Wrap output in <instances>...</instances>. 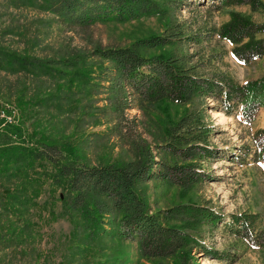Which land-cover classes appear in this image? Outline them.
<instances>
[{
	"label": "rangeland",
	"instance_id": "374dc122",
	"mask_svg": "<svg viewBox=\"0 0 264 264\" xmlns=\"http://www.w3.org/2000/svg\"><path fill=\"white\" fill-rule=\"evenodd\" d=\"M154 1L165 7L160 15L69 27L34 4L14 7V0H0L1 49L52 61L53 66L47 74L0 70V148L31 149L40 141L51 142L62 153L97 165L133 158L126 141L130 130L150 146L159 144L160 130L173 122L183 107L160 105L142 110L130 105L118 126L124 137L119 135L112 129L118 122L110 106L112 94L103 86L106 81L97 77L110 65L93 51L130 47L140 39L167 35L164 30L169 25L178 24L184 36L193 39L140 53L191 55L186 66L207 79L224 77L241 84L264 75V57L239 65L231 57V46L212 32L231 12L255 23L264 22V15L247 7L215 11V0ZM125 90L129 92L128 87ZM206 104V120L212 127L208 145L215 151L210 158L194 162L205 174L203 178L186 191L161 181L139 184L137 189L152 212L190 203L222 216L215 229L201 225L198 232L204 246L228 253L231 262L197 253L191 255L193 264H264V246L250 248L223 227L231 214H257L264 228V167L252 161L256 151L253 139L264 130V109L245 124L237 114L224 115L226 120H222L217 104L210 100ZM42 164L19 163L14 176L0 179L8 189L4 191L0 185V264H158L139 258L132 244L86 239L74 214L62 210V193L46 177L50 167Z\"/></svg>",
	"mask_w": 264,
	"mask_h": 264
},
{
	"label": "trees",
	"instance_id": "16d2710c",
	"mask_svg": "<svg viewBox=\"0 0 264 264\" xmlns=\"http://www.w3.org/2000/svg\"><path fill=\"white\" fill-rule=\"evenodd\" d=\"M215 1L217 4L212 6L215 11L247 7L252 13L264 15L262 0ZM29 3L69 27L125 23L147 15H160L165 9L154 0H14V7ZM164 31L168 34L140 39L130 47L93 51L94 56L110 65L97 77L106 81L103 86L112 94L110 106L118 120L112 129L119 135L124 137L118 126L130 105L142 110L160 105L183 107L180 115L160 130L161 137L156 139L159 144L150 146L130 130L132 134L126 141L133 158L97 165H88L76 156L64 154L51 142L40 141L31 149L1 147L0 179L7 181L14 176L19 163H43L50 167L46 177L62 193L59 199L62 210L74 214L86 239L132 244L139 258L158 264L167 259L173 264H193L191 255L197 253L231 262L228 253L204 246L198 232L201 225L215 229L222 220L219 213L190 203L152 212L137 186L161 181L186 191L197 184L205 174L195 168L194 162L210 158L215 151L208 145L212 127L206 120V100L216 103L223 115L237 114L249 124L264 109V75L241 84L224 77L207 79L197 76L194 67L186 66L191 55L165 57L140 53L193 39L184 36L178 24L169 25ZM212 32L231 46V57L239 65L247 66L264 57V22L255 23L238 12H231L228 20L212 28ZM1 48L0 70L29 74L53 70L52 61ZM253 142L256 151L252 153V161H259L264 167V130ZM159 154L163 156L158 158ZM0 185L5 188L3 183ZM258 217L257 214H231L223 227L250 248L259 249L264 246V228Z\"/></svg>",
	"mask_w": 264,
	"mask_h": 264
},
{
	"label": "bare ground",
	"instance_id": "6f19581e",
	"mask_svg": "<svg viewBox=\"0 0 264 264\" xmlns=\"http://www.w3.org/2000/svg\"><path fill=\"white\" fill-rule=\"evenodd\" d=\"M219 117H221L222 118V120H226V117L223 115V114H220V115H218ZM217 116V117H218Z\"/></svg>",
	"mask_w": 264,
	"mask_h": 264
}]
</instances>
